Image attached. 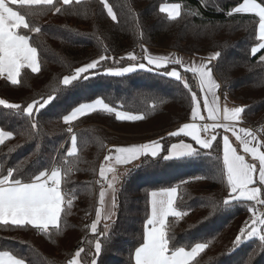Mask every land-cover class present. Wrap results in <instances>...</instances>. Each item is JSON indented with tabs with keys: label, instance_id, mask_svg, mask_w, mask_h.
Returning a JSON list of instances; mask_svg holds the SVG:
<instances>
[{
	"label": "trees",
	"instance_id": "16d2710c",
	"mask_svg": "<svg viewBox=\"0 0 264 264\" xmlns=\"http://www.w3.org/2000/svg\"><path fill=\"white\" fill-rule=\"evenodd\" d=\"M107 2L117 15L116 22L107 15L101 0H82L79 5L63 6L64 10L58 14L43 8L27 15L34 25L42 28L41 34H29L40 53L41 70L39 73L22 70L18 85H11L0 77V99L19 104L21 108L49 94L55 99L35 115L38 128L31 137L25 114L0 105V127L13 133L11 139L0 145V166L4 169L20 167L17 178L27 180L56 159L64 161L71 147V134L62 116L80 103L102 98L116 108L143 115L144 119L117 120L115 113L97 111L75 121L77 152L67 157L72 170L67 172L68 182L62 183V189L76 193L71 211L62 214L60 230L50 237L31 226L18 228L0 224V251H9L29 264H67L81 241H94L85 226L92 222L99 205L103 186L96 178L108 146L163 137L160 141L164 151L160 157L141 158L134 162L135 166L129 164L119 168L115 187L116 213L108 222L110 232L102 241L98 264H133L131 253L142 242L150 192L177 186V206L189 214L178 220L169 218L173 225L171 243L182 246L212 240L210 247L198 258L199 264H264V245L258 238L245 239L233 250L232 241L249 218L247 207L251 202L241 200L228 207L219 203L227 195L219 168L214 164L218 154L222 160L223 132L216 130L219 149L214 142L212 150L196 147L201 153L198 157L170 161L161 158L173 142L190 141L182 135L169 137L167 132L190 120L193 106L190 93L164 72L177 68L201 95L192 73H185L178 65L152 71L136 68L122 76L107 72L109 68L141 62V59H127V55L136 53L139 46L171 49L189 55L220 51L221 57L212 65L222 83L223 95L245 107V123L264 129V66L258 62L264 50L255 57L250 54V48L258 43V17L252 13L229 15L243 0ZM162 3H180L181 17L169 20L166 13L159 12ZM16 9L26 12L18 5ZM101 55L109 59L90 72L88 80L81 79L72 86L59 84L63 76L71 74L76 67ZM209 151L211 158L206 155ZM197 176L206 178L196 180ZM213 202L219 203L215 209ZM83 246L89 247L87 243ZM89 259L84 256L83 264H88Z\"/></svg>",
	"mask_w": 264,
	"mask_h": 264
},
{
	"label": "snow or ice",
	"instance_id": "6c2138e0",
	"mask_svg": "<svg viewBox=\"0 0 264 264\" xmlns=\"http://www.w3.org/2000/svg\"><path fill=\"white\" fill-rule=\"evenodd\" d=\"M82 0H0V77L10 82L11 85H18L22 70L30 69L32 73H39L40 53L38 48L33 46L30 33L41 34L42 28L34 25L27 15L34 14L37 10L47 8L54 10V13H61L63 6L81 4ZM107 15L117 21V15L113 7L107 0H101ZM60 6H57V5ZM18 5L26 12L16 10L13 6ZM180 3H162L159 7L160 13H166L167 18L172 21L178 20L181 15ZM232 13H254L258 17V31L256 40L258 43L250 48L251 56L264 50V0H243L239 6L229 12ZM21 30H25L22 34ZM145 55L143 62H137L118 69H107L108 74L122 76L131 73L136 68L152 71L153 68H165L168 64L180 65L184 72L192 73L196 80V87L200 94L193 90L186 76L181 75L175 68L165 71L164 75L174 78L180 82L190 93L192 103L191 119L193 122L184 123L177 130L168 133L169 137H179L181 135L190 137L200 149L212 150L214 142L219 149L220 142L217 140L216 130L223 129L222 137V160L219 154L214 164L219 168V174L225 185L227 195L219 203L228 207L241 200L251 202L247 207L250 213L249 218L244 221L237 235L232 241L233 250L245 239L258 238L264 245V211L258 212L257 205L264 207V129L253 130L247 127H238L242 120V113L245 112L244 106L228 107L226 104L221 110L220 97L217 90L220 84L214 79L213 61L219 60L222 53L216 51L209 57L202 59L199 63L186 64L182 58L169 56H153L147 53V49H142ZM109 59L106 55H101L98 59L76 67L74 71L63 76L59 84L72 86L74 82L81 79L88 80L89 73L96 70L102 61ZM123 59V57L121 58ZM127 59L137 61L135 53H129ZM258 62L264 66V55H260ZM56 91V89H53ZM55 97L51 94L47 98L41 97L40 100L34 99L26 107L9 103L5 99H0V105L7 109L18 110L25 114L29 120V136L38 128L35 115L40 110L48 106ZM201 103L207 116L201 114ZM154 107V105H153ZM115 113L117 120L139 121L144 119L143 115H131L126 112L117 111L115 107L105 103L103 99H96L91 103H80L73 107L67 114L62 116L63 123L68 125L67 132L71 134V147L68 149L63 161L65 172L62 174V166L51 163L49 167L38 170L27 180L17 178L20 174V167H8L4 169L0 166V224L13 225L18 228L31 226L37 232L49 237L53 232H58L61 228L62 214L70 212L76 193L71 189L69 194L62 190V181L66 184L67 172L71 171L68 167L67 157H72L77 152V136L73 132V123L80 118L94 112ZM222 111V115H221ZM211 121V123H197L196 121ZM206 133V136L201 133ZM230 132L235 137L236 142L244 154L250 155L255 163H249L245 155L239 154L237 146L230 141ZM13 133L0 129V145L11 139ZM163 137L161 138V140ZM11 151V149L9 150ZM164 151L159 140H152L143 144L115 147L105 155L103 162L99 165V175L106 179V173L116 172V168L110 165H129L140 161L141 158H157ZM113 152L115 154H113ZM200 151L190 143H173L167 149V154L161 158L164 161L179 160L200 156ZM206 155L211 158V152ZM6 172V174H4ZM16 173V175H14ZM204 176L195 177L196 180L205 179ZM118 180L116 175L108 181L107 187L112 190L111 207L105 209L106 191L102 188L99 192V207L95 209V219L86 229L90 230L94 237L93 240L81 241L72 257L67 260V264H83V257L89 256L88 264H98V257L102 252V241L108 238L109 227L107 221L112 219L116 205L114 182ZM181 183H187L182 181ZM259 185V186H256ZM178 187L163 188L159 191H152L149 194V212L143 223L142 242L134 248L131 253L133 264H199V257L211 245L212 240L195 242L191 245L178 246L173 241L171 235L172 223L169 218L180 219L189 213L179 210L177 206ZM213 202V208L219 206ZM105 221L103 230L98 227L101 221ZM87 243L86 249L83 245ZM83 254V255H82ZM0 264H29L24 258H17L9 251H0Z\"/></svg>",
	"mask_w": 264,
	"mask_h": 264
},
{
	"label": "crops",
	"instance_id": "0c3cea01",
	"mask_svg": "<svg viewBox=\"0 0 264 264\" xmlns=\"http://www.w3.org/2000/svg\"><path fill=\"white\" fill-rule=\"evenodd\" d=\"M17 6V5H16ZM16 6H13L15 9H16ZM239 6V5H238ZM17 10V9H16ZM181 11H182V8H181ZM252 14H254V13H252ZM22 32V31H21ZM23 34V33H22ZM144 48H146L147 49V53L148 54H150V55H153V56H169V57H176V58H182L183 59V61L186 63V64H189V63H193V62H195V63H199L202 59H205V58H207V57H209L212 53H214V52H210V53H205V54H202V55H189V54H186V53H183V52H180V51H176V50H171V49H164V48H158V47H151V46H145ZM145 55V53H144V51H143V55H142V57ZM142 57L140 58L141 59V62H143V63H147L146 61H144L143 59H142ZM138 59V58H137ZM139 60V59H138ZM214 62V61H213ZM212 62V63H213ZM168 65H175V64H168ZM167 65V66H168ZM166 66V67H167ZM178 66H180V65H178ZM181 67V66H180ZM177 71H179L177 68H175ZM173 70V69H172ZM180 72V71H179ZM214 79L220 84V87H219V89L217 90V95L220 97V106H221V110L223 109V107L225 106V96L223 95V93H222V90H223V88H222V83H221V81H220V79L218 78V76L216 75V73H215V71H214ZM201 100H202V95H201ZM226 104H227V106L228 107H235V106H241V105H238V104H235L234 102H232L229 98H226ZM201 114L202 115H204L205 117L207 116V113H206V111L203 109V105H202V103H201ZM221 115H222V111H221ZM191 122H193L192 121V119H190V120H188V121H185V122H182V123H180V124H177L176 126H174L171 130H169L167 133H169V132H171V131H175V130H177L180 126H182L184 123H191ZM197 123H211V121H208L207 119L205 120V121H196ZM238 127H247V128H250V129H253V130H257V129H255L254 128V126H252V125H250V124H247V123H245L244 122V120H243V113H242V120H241V122L238 124ZM0 129H2L1 127H0ZM4 130V129H3ZM220 131H222L223 132V135L225 134L224 133V131H223V129H219ZM227 135H229V138H230V141L234 144V146H237V150H238V152H239V154H242V155H245V159L249 162V163H255L256 165H257V167H258V161H253L252 160V157L250 156V155H247V154H244L243 153V151H242V148H240L239 147V145H238V142H236V140H235V137H233L232 135H231V133L230 132H228V133H226ZM201 135H202V137L203 136H206V135H204L203 133H201ZM183 136V135H182ZM160 138L161 137H156V138H150V139H147V140H142V141H138V142H134V143H130V144H122V145H113V146H111V149L113 150L115 147H121V146H124V147H126V146H131V145H137V144H143V143H146V142H149V141H152V140H159L160 141ZM189 139H190V141H188V140H178V141H176V142H173V143H176V144H178V143H181V142H183V143H190V144H192L193 145V147H198V145H196L195 144V142L194 141H192L191 140V138L190 137H188ZM262 139H263V137H261ZM160 143H161V141H160ZM172 143V144H173ZM162 144V143H161ZM239 150H241L242 152H240ZM262 150H264V149H262ZM113 154H115L114 152H113ZM102 162H103V160H102ZM101 162V163H102ZM110 166H114L115 168H116V172H117V174L119 173V168L121 167V166H123V165H110ZM99 177H100V175H98ZM107 177V176H106ZM106 180H107V178H106ZM108 181V180H107ZM117 185V184H116ZM256 186H259V185H256ZM104 187L105 186H103V189H104ZM63 190V189H62ZM159 190H161V189H157V190H153V191H159ZM177 196H178V192H177ZM105 203H106V200H105ZM98 204H99V198H98ZM98 207H99V205H98ZM111 207V206H110ZM105 209H108L107 207H106V204H105ZM115 209H114V214H113V216H112V219L115 217ZM93 219H95V217L93 218ZM111 219V220H112ZM109 221H107V223H108ZM103 223H105V221H101V224L98 226V227H100ZM18 258V257H17Z\"/></svg>",
	"mask_w": 264,
	"mask_h": 264
},
{
	"label": "built area",
	"instance_id": "2783aa9c",
	"mask_svg": "<svg viewBox=\"0 0 264 264\" xmlns=\"http://www.w3.org/2000/svg\"><path fill=\"white\" fill-rule=\"evenodd\" d=\"M143 48L141 47V46H139L138 48H137V50H136V53H135V55H136V57L138 58V59H140L141 57H142V55H143V50H142ZM254 128L255 129H259L260 128V126H258V125H255L254 126ZM203 133V132H202ZM204 135H207L206 133H203ZM110 150H112L111 149V145H109L108 146V148H107V150H106V155H108L109 154V151ZM53 163H56L58 166H62V174L65 172V167H63V161H61V160H55ZM71 170H72V167H71ZM96 181L99 183V184H101L102 186L103 185H106L107 184V180L106 179H102L101 177H97L96 178ZM64 181H62V183H63ZM63 191L67 194V193H69V189H63ZM257 209H258V212H260V211H264V207H262V206H260V205H257Z\"/></svg>",
	"mask_w": 264,
	"mask_h": 264
},
{
	"label": "rangeland",
	"instance_id": "374dc122",
	"mask_svg": "<svg viewBox=\"0 0 264 264\" xmlns=\"http://www.w3.org/2000/svg\"><path fill=\"white\" fill-rule=\"evenodd\" d=\"M96 99H98V98H96ZM96 99H93V100H90V101H87V102H84V103H91V102L95 101ZM99 99H102V98H99ZM104 102L105 103H108L106 101H104ZM108 104L110 106H112L110 103H108ZM112 107H114V106H112ZM116 110L117 111H121V112H126V113L131 114V115H139V114L132 113V112H128V111H125V110H122V109H119V108H116ZM113 175H116L118 177L117 172H115V173H112V172L106 173L107 180L110 181L112 179ZM108 181H107V184H108ZM118 181H119V177H118V180L116 182H114V188L116 187V184L118 183ZM107 184L106 185H103V186H105L104 187V190L106 191V196H105L106 203L105 204H106V207L107 208H110L113 193H112V190L111 189H108Z\"/></svg>",
	"mask_w": 264,
	"mask_h": 264
}]
</instances>
